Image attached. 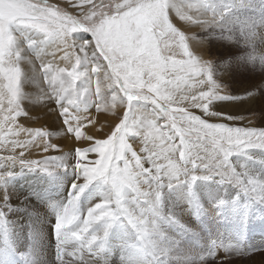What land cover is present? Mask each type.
Instances as JSON below:
<instances>
[{
    "label": "rangeland",
    "instance_id": "obj_1",
    "mask_svg": "<svg viewBox=\"0 0 264 264\" xmlns=\"http://www.w3.org/2000/svg\"><path fill=\"white\" fill-rule=\"evenodd\" d=\"M8 1L30 12L0 24L19 88L16 143L0 142V264H59L57 219L73 183L101 168L61 230L71 251L90 208L107 201L116 213L110 227L99 217L88 227L97 254L85 264H264V0ZM44 11L41 24L33 15ZM231 101L242 111L213 106ZM181 138L234 154L220 170L192 169L173 147ZM67 151L62 170L41 169Z\"/></svg>",
    "mask_w": 264,
    "mask_h": 264
},
{
    "label": "snow or ice",
    "instance_id": "obj_2",
    "mask_svg": "<svg viewBox=\"0 0 264 264\" xmlns=\"http://www.w3.org/2000/svg\"><path fill=\"white\" fill-rule=\"evenodd\" d=\"M44 32H46L48 35H52L54 32V29L51 28H43ZM90 39V38H86ZM105 59L111 60L109 56H104ZM95 72H99L100 68L96 67L93 69ZM113 73L116 76L117 81H119V71L118 66H113ZM227 99V97H225ZM254 131V130H250ZM171 139V137H169ZM251 146V145H249ZM258 148L264 149V142L260 144L255 145ZM175 149L179 150V158L185 165H191L192 169H198L200 167L209 169L215 167L217 170L222 169L225 165L229 164V158L234 154L230 148H224L220 144L216 143L213 144L212 147L206 146L204 143L196 142L195 140H188L186 138H181L179 145L173 146ZM217 149L220 150V152L223 153V160L217 159ZM237 155L239 153H236ZM23 155V153H21ZM23 165L27 167H33V165H39L40 162H22ZM45 172H55L56 170L52 169L51 167L47 166V162H45V167L41 168ZM102 171L103 169H98L94 172H85L83 179L85 180V183L83 185H78L77 183H73L72 188L75 192V194L72 196V198L69 200L68 205L65 207L63 213L59 216L57 219V222L55 224V233L58 240L59 245V255H58V261L59 264H71L72 261H77L78 264H85L84 261V254L85 252L96 255L97 253L93 250L92 242L95 241L98 237L96 235L91 236L90 238L86 235L88 231V227L94 222L96 218H104L106 221V227H110L111 225L108 223V221L114 220L116 217V213L110 211L107 207V201L101 204L95 205L93 208L89 209L88 212V220L84 222V227L80 230L79 233L75 234V236L80 237L79 240L76 241L77 246L73 248L71 251H67L63 247H60L65 241L68 240V237H65V241H61V230L66 228L67 226L74 223L78 217H77V201L79 200V194L83 193L86 188H88L89 184L92 183L93 180L102 177ZM209 176L204 177H197L193 175L191 177V181L194 183L198 179H210ZM2 179V178H0ZM105 182L107 180L105 179ZM116 196H117V203L120 204V196H121V189H116ZM264 203V200L261 201ZM223 203V202H221ZM75 239V237H73ZM70 257L71 259L66 261L65 256ZM242 264V262H241Z\"/></svg>",
    "mask_w": 264,
    "mask_h": 264
},
{
    "label": "bare ground",
    "instance_id": "obj_3",
    "mask_svg": "<svg viewBox=\"0 0 264 264\" xmlns=\"http://www.w3.org/2000/svg\"><path fill=\"white\" fill-rule=\"evenodd\" d=\"M169 2H171V1H169ZM171 4H174L173 2H171ZM196 7V6H195ZM162 8L163 9H165V7L164 6H162ZM169 8V10H171V8L170 7H168ZM174 10V9H173ZM176 10V9H175ZM174 10V11H175ZM200 10V9H199ZM172 11V10H171ZM27 13V12H30V9L27 7V6H24V5H22V4H18V3H13V2H10V1H8V0H0V24H2L3 26H7V24L9 23V21L10 20H12V19H14V17L13 16H15V14H21V13ZM44 12H46V11H44ZM44 12H37V15H33V16H35V18L36 17H38L39 18V20H43V21H41V24H46V22H48L50 19L48 18V17H51V14L50 13H48V12H46V14H48V15H46ZM32 13H33V11H32ZM198 13V12H197ZM34 14V13H33ZM199 14V13H198ZM196 15V19L195 20H197V21H199V15ZM24 15V14H23ZM32 16V17H33ZM31 17V19H33ZM46 17V18H45ZM195 18V17H194ZM203 18H204V16H203ZM27 19V18H26ZM30 19V18H29ZM34 20V19H33ZM44 20H47V21H44ZM200 20H201V18H200ZM14 21V20H13ZM35 22H37V21H35ZM35 22H33V23H35ZM37 24V23H36ZM65 25V24H64ZM36 26V25H35ZM63 26V25H62ZM8 27V26H7ZM30 27V26H29ZM68 26H66V28H67ZM195 27H196V25H195ZM64 30V29H63ZM8 31V30H7ZM57 31V30H56ZM7 35H8V33L6 34V33H3V32H0V37L2 38V40H1V42H0V54L2 53V52H6L4 55H0V69H1V78H0V97H2L1 99H0V142L2 143V141H4V142H6L7 144H8V146H10L11 148L13 147V145L16 143H14L11 139H10V135L8 134V129H9V126H10V124H9V121H12L11 119H12V117H15L17 114H16V110H17V102H16V100L15 101H13L12 103H11V98H16V96L18 95V92H19V88L17 87V73H14V72H10V74L13 76L12 77V80L11 79H8V71L11 69V68H13L14 67V65H17L18 66V62H17V57H16V51H14L15 49L11 46V43L9 42V40H8V37H7ZM63 35V34H62ZM11 36V35H10ZM11 38V37H10ZM53 38V37H52ZM52 38H50V39H52ZM15 38H13V40H14ZM49 39V38H48ZM12 40V39H11ZM53 41V40H52ZM16 42H18L17 40H16ZM54 42V41H53ZM22 43V42H21ZM50 43V42H49ZM18 44V43H17ZM7 47H9V48H11L12 50V52L10 53L9 52V50H8V48ZM2 56V57H1ZM16 57V62L15 61H11L13 58H15ZM132 77V76H131ZM134 80H136L135 78H134ZM171 83V82H170ZM136 84V83H135ZM171 84H173V83H171ZM180 85V84H179ZM173 86H175V85H173ZM179 87V86H178ZM170 89L172 88L171 87V85H170V87H169ZM175 88V87H174ZM248 89V88H247ZM159 91V94H160V96H161V98H164V97H169V96H172L171 94H172V91L173 90H171V94L170 93H166L165 91H164V89L162 88V89H158ZM184 90V89H183ZM168 91H169V89H168ZM194 90H192V91H190V92H193ZM187 93V92H186ZM195 93V92H194ZM193 93V94H194ZM245 93V92H244ZM176 94V93H175ZM178 94H179V92H178ZM182 94V93H181ZM183 94H185V93H183ZM177 95V94H176ZM180 95V94H179ZM186 95V94H185ZM235 96V95H234ZM19 99V98H18ZM21 99V98H20ZM177 99V98H176ZM179 99V98H178ZM3 100V101H2ZM171 100V99H170ZM173 101V100H172ZM175 101V100H174ZM229 101V100H228ZM235 101V100H234ZM234 101H231V102H226V103H217V104H213V106L215 107V109H221V110H223L225 113H236V111L237 110H239V109H241V111H242V105H243V103H242V105H240L239 103H238V101H236V102H234ZM242 100H240L239 102H241ZM249 101V100H248ZM167 103V102H166ZM172 103V102H171ZM178 103V102H177ZM47 104V103H46ZM175 104V103H174ZM251 104V103H250ZM248 105V104H247ZM172 106H174V105H172ZM210 106L211 107H213L212 105H211V103H210ZM206 107V106H205ZM200 108V107H199ZM146 113V112H145ZM237 113H239V112H237ZM147 114V113H146ZM218 117V116H217ZM152 123V122H151ZM56 126V125H55ZM111 128V127H110ZM145 130V129H144ZM169 135V134H168ZM5 139V140H4ZM17 139V136H16V134H15V141H17L16 140ZM231 140V139H230ZM67 142H68V140H67ZM34 143V142H33ZM3 144V143H2ZM5 144V143H4ZM6 144V145H7ZM62 144H66V142H65V140L63 141V143ZM4 149V148H3ZM2 149V150H3ZM16 149H17V147H16ZM1 150V151H2ZM12 150V149H11ZM62 150H64V149H61V151ZM162 150V149H161ZM168 150H172L171 148H168ZM7 153V152H6ZM5 153V154H6ZM27 153V152H26ZM65 153V152H64ZM53 153L51 152V155H52ZM66 155H64V156H62V155H60L59 154V157L57 156L56 158V161L58 162L59 161V164L58 163H54V162H52V163H50L48 160V162H49V165H50V167L52 168V169H61L62 170V167L64 166L63 165V163L64 162H62V161H64V158H68V156H71V155H69L70 153L67 151V153H65ZM100 154V153H99ZM80 155V151H78L77 152V154H76V156H79ZM82 155V154H81ZM93 155V154H92ZM2 156V155H1ZM21 156L23 157V155H20L19 157L21 158ZM72 156H74V155H72ZM10 157V156H9ZM66 158V159H67ZM264 158V157H263ZM22 159V158H21ZM55 158H54V155L53 156H51V160H54ZM62 159V160H61ZM72 159V158H71ZM26 160V159H25ZM8 164H9V162H7ZM6 163V164H7ZM44 163H45V161H44ZM44 163L42 162V165H44ZM4 164V163H3ZM48 164V163H47ZM56 164H58V165H56ZM66 164V163H65ZM49 165H47V166H49ZM1 166H3V165H1ZM96 166V165H95ZM81 167V166H80ZM4 168V167H3ZM8 167H6L5 169H3V170H1L2 168H0V173H2V175H7L8 173H9V171H8V169H7ZM170 172H172V174H174L175 175V170H174V168L173 167H171V171ZM58 173H60L59 175L57 174L56 176L57 177H60V178H62V177H64L63 175V171L61 172V171H59ZM61 174H63V175H61ZM177 176V175H176ZM178 177V176H177ZM67 178V177H66ZM63 180V179H62ZM173 180H174V178H173ZM176 180V179H175ZM1 181V180H0ZM177 182V181H176ZM7 186H9V185H7ZM3 184L0 182V191H1V193H2V189H3ZM112 189V188H111ZM108 192V191H107ZM108 197V196H107ZM23 204V203H22ZM21 206V205H20ZM39 208V207H38ZM36 213V212H35ZM51 213V212H50ZM29 222V221H28ZM41 229V228H40ZM101 236V235H100ZM99 236V237H100ZM163 245V244H162ZM44 255V254H43ZM108 259V261L109 260H114L113 259V257L112 256H110L109 258H107Z\"/></svg>",
    "mask_w": 264,
    "mask_h": 264
}]
</instances>
